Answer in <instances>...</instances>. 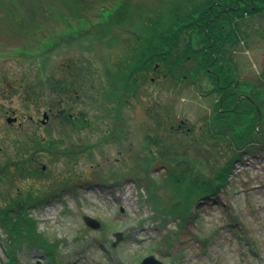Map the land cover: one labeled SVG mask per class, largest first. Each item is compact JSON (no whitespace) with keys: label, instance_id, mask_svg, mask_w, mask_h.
<instances>
[{"label":"rangeland","instance_id":"1","mask_svg":"<svg viewBox=\"0 0 264 264\" xmlns=\"http://www.w3.org/2000/svg\"><path fill=\"white\" fill-rule=\"evenodd\" d=\"M129 1V19L114 30L118 35L114 46L88 34L83 41L88 50L69 44L61 54H54L46 48L50 64L37 66L20 57L0 56V175L6 170L8 177L0 181V203L10 196H42L36 202L30 200L26 210L36 221L38 234L49 241L47 247H52L47 253L38 244L28 247L25 243L12 264H134L149 254L163 264H264L263 144L254 153L242 154V160L234 162L228 185L216 197L200 200L195 214L181 225L170 219L163 225L152 221L142 186L128 174V168L137 163L135 153L142 158L137 164H144L146 133L152 132L168 145L171 136L165 133L179 124L196 128L212 112L213 99L202 96L195 85L152 74V81L136 85L135 95L123 96L117 116L109 108L103 110L93 95L86 97L79 90L75 99L64 104L82 121L69 135L74 144L71 150L61 148L68 137L57 134L54 116L45 127L40 124L42 111L52 116L59 108L58 78L67 79L73 73L94 94L102 82L100 75L115 72L113 64L123 59L124 50L134 41L132 34L142 28L147 15L174 0ZM139 5L142 9L137 14ZM7 18L0 14V43L10 34ZM253 20L257 30L246 39L247 28L240 23L242 39L235 61L242 77L264 68V15ZM14 116L19 124L6 121ZM111 133L115 138L103 140L104 134ZM147 146L155 153V144ZM177 151L200 166L211 165L190 140L182 141ZM21 169L24 176L18 173ZM83 216L98 220L100 228L86 225ZM1 228L0 264H8V236ZM117 231L122 239L111 246ZM165 236L167 246L161 242ZM47 255L55 257V262Z\"/></svg>","mask_w":264,"mask_h":264},{"label":"trees","instance_id":"2","mask_svg":"<svg viewBox=\"0 0 264 264\" xmlns=\"http://www.w3.org/2000/svg\"><path fill=\"white\" fill-rule=\"evenodd\" d=\"M140 9L139 5L135 13ZM130 11L129 0H0V14L8 16L10 31L6 42L0 43V56L20 57L42 66L52 62L45 53L48 47L54 54H61L69 44L88 50L83 42L88 34L114 46L118 41L114 30L121 29ZM262 15L264 0L167 2L161 11L149 13L142 28L132 34L134 41L124 50L123 59L113 64L115 72L109 77L100 75L102 82L92 94L93 100L101 105L109 103L115 116L120 113L123 96L135 95L136 85L152 81V74L173 83L187 81L202 90V96L213 99L212 112L196 128L179 124L168 134L162 132L171 136L168 145L152 132L146 133L147 156L141 161L143 165L137 164L142 160L139 153L134 154L137 163L127 171L137 186H142L143 202L150 208L152 221L163 225L170 219L181 225L195 214L193 210L200 200L216 197L228 185L234 162L242 160V154L254 153L258 144L264 145V68L260 73L242 77L235 61L242 39L240 23L247 28L243 31L246 39L252 30H257L253 19ZM8 41L11 46H7ZM75 81L78 91L84 93L86 82L79 77ZM90 90L93 89H87ZM108 135L104 134L103 140L115 138L113 133ZM173 138L179 142L173 143ZM184 140H190L210 158L211 165L200 166L185 155L180 156L177 149ZM151 144L156 145L155 153L147 146ZM21 171L19 175L24 176ZM3 172L0 181L8 178L7 171ZM17 196L2 198L0 203V228L8 236V264L17 260V251L26 244H38L47 253L52 248L38 234L36 221L26 210L29 201L36 202L38 198L30 194ZM168 238L161 240L166 246ZM53 258L49 257L54 261Z\"/></svg>","mask_w":264,"mask_h":264},{"label":"flooded vegetation","instance_id":"3","mask_svg":"<svg viewBox=\"0 0 264 264\" xmlns=\"http://www.w3.org/2000/svg\"><path fill=\"white\" fill-rule=\"evenodd\" d=\"M62 66V65H61ZM67 66V65H66ZM70 67V65H68ZM62 68V67H61ZM72 73V72H71ZM56 81H58V87L56 88V91L59 92V102L57 106L59 107L56 109V112L51 113L52 116H50L47 111H42L41 118H37L40 121V124L45 127L49 124V119L54 116V127L57 130V134L61 138V134H63V137H68L67 140H65L66 145L62 146L61 148H66L67 150H71L69 147H71L72 144L70 142L69 135H71L75 130V127L77 124L82 121H77V115L75 113H71L68 111V108L65 107L64 104L67 105V101H72L71 99H75L78 96V88H76L77 84L75 81V77L73 76V73L70 75L69 78H58ZM80 90V89H79ZM84 95L86 97L92 98V93L87 92V89L85 88ZM91 91V90H90ZM73 97V98H72ZM103 110L108 109V105L104 102L102 103ZM78 113H83L81 111H78ZM45 115V117H43ZM8 118V117H6ZM12 118H15L14 121H12V124H19L18 119L14 116ZM63 130H67L66 132H62ZM74 130V131H71ZM43 170V167H42Z\"/></svg>","mask_w":264,"mask_h":264},{"label":"water","instance_id":"4","mask_svg":"<svg viewBox=\"0 0 264 264\" xmlns=\"http://www.w3.org/2000/svg\"><path fill=\"white\" fill-rule=\"evenodd\" d=\"M45 117V116H44ZM15 118H6V121L8 123L14 121ZM83 220L86 223V225H88L89 227L93 228V229H98L100 228V222L90 216H83ZM114 236V240L112 241L111 246H115V244L122 239V234L117 231L113 233ZM134 264H163L162 261L158 260L156 257H154V255L149 254L144 256L138 263H134Z\"/></svg>","mask_w":264,"mask_h":264}]
</instances>
